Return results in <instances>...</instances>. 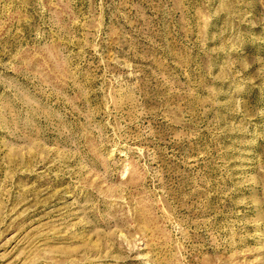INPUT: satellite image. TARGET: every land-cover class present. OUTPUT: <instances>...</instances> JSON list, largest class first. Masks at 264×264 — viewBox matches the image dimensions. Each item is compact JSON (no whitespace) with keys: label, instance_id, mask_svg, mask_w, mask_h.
<instances>
[{"label":"rangeland","instance_id":"1","mask_svg":"<svg viewBox=\"0 0 264 264\" xmlns=\"http://www.w3.org/2000/svg\"><path fill=\"white\" fill-rule=\"evenodd\" d=\"M0 264H264V0H0Z\"/></svg>","mask_w":264,"mask_h":264}]
</instances>
